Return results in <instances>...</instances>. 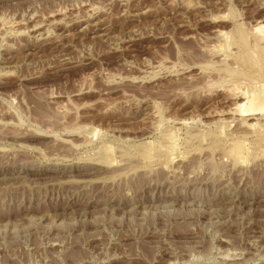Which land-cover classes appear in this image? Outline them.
I'll use <instances>...</instances> for the list:
<instances>
[{
    "label": "rangeland",
    "instance_id": "374dc122",
    "mask_svg": "<svg viewBox=\"0 0 264 264\" xmlns=\"http://www.w3.org/2000/svg\"><path fill=\"white\" fill-rule=\"evenodd\" d=\"M259 26L264 0H0V264H264Z\"/></svg>",
    "mask_w": 264,
    "mask_h": 264
},
{
    "label": "bare ground",
    "instance_id": "6f19581e",
    "mask_svg": "<svg viewBox=\"0 0 264 264\" xmlns=\"http://www.w3.org/2000/svg\"><path fill=\"white\" fill-rule=\"evenodd\" d=\"M262 29L264 30V27L263 26H259L258 28L256 27V30L255 31H259V34L261 33V31H262ZM240 30V29H239ZM242 30V29H241ZM264 33V32H263ZM255 35H257V34H255ZM219 36L220 37H222V38H225V40L227 41L226 42V45L228 44V40H229V37H228V34L227 33H224V32H220L219 33ZM230 36V35H229ZM231 37V36H230ZM238 39H240V44L242 43V45H243V47L244 48H241V49H244V52L242 53L243 54V56H241V58L242 59H244L246 62H248V63H250V64H252V65H254V66H257V67H259L258 69H262L263 68V63H262V58H261V53H262V51H263V47H260V48H258V52L257 53H254V51H252L251 52V50L250 49H248V47H249V44H248V41H247V35H246V33L244 32V31H241L240 32V36L238 37ZM260 39H262V38H260ZM224 40V39H223ZM255 43V42H254ZM229 45V44H228ZM255 46H257V45H255ZM228 47H230V46H228ZM223 48V47H222ZM255 48V47H254ZM241 51H243V50H241ZM244 61V62H245ZM251 66V65H250ZM254 68V67H253ZM256 68V67H255ZM233 78V77H232ZM240 83H242V82H240ZM247 83H249V82H247ZM235 89V88H234ZM242 93V92H241ZM248 94V93H247ZM237 97V96H236ZM238 98V97H237ZM241 99V98H240ZM240 99H238V100H240ZM236 101H237V99H236ZM241 103V102H240ZM236 104H237V102H236ZM264 104V103H263ZM236 110V109H235ZM243 112H247V110L246 109H243L242 110ZM241 111V112H242ZM247 115V114H246ZM234 120V119H233ZM228 121V120H227ZM246 122V121H245ZM243 128V127H242ZM253 131V130H252ZM199 133V132H198ZM258 148V147H257ZM229 159V158H228ZM228 161V160H227ZM223 163V162H222ZM140 179H142V178H140Z\"/></svg>",
    "mask_w": 264,
    "mask_h": 264
}]
</instances>
